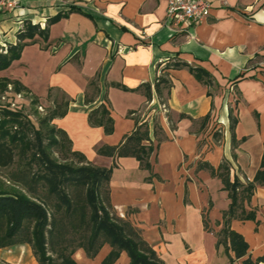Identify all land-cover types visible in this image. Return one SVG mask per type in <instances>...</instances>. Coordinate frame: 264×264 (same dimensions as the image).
Returning a JSON list of instances; mask_svg holds the SVG:
<instances>
[{
  "label": "crops",
  "instance_id": "1",
  "mask_svg": "<svg viewBox=\"0 0 264 264\" xmlns=\"http://www.w3.org/2000/svg\"><path fill=\"white\" fill-rule=\"evenodd\" d=\"M211 2L210 15L187 29L169 23L168 0H18L16 8L0 10V47L16 43L27 20L45 27L48 19L68 13L50 26L48 40L36 36L20 59L0 71V79L18 80L29 92H17L13 84L4 92L11 86V92L32 94L50 109L65 95L68 112L53 123L67 132L73 150L93 164L117 162L110 181L112 205L166 264H244L245 258L217 247L231 200L222 179L199 165L218 168L227 161L231 177L246 183L264 156V0ZM36 55L49 59L50 67ZM176 60L204 68L212 84L188 66L163 70ZM47 69L50 81L40 92L32 71ZM164 74L170 88L163 89L161 98L155 86ZM87 94L94 100L86 102ZM101 104L114 119L112 134L89 123L90 111ZM230 110L238 118L236 146ZM141 121L149 122L154 142L156 124L165 136L150 157L156 175L151 180L135 157L99 153L102 146L121 144ZM216 126L222 132L218 142L213 140ZM245 207L256 211V220L233 219L231 227L244 235L256 260L264 257V185H257ZM111 249L105 244L95 258L79 249L74 258L80 264H103ZM0 261L39 264L29 244L0 248ZM129 263L123 251L114 264Z\"/></svg>",
  "mask_w": 264,
  "mask_h": 264
},
{
  "label": "trees",
  "instance_id": "2",
  "mask_svg": "<svg viewBox=\"0 0 264 264\" xmlns=\"http://www.w3.org/2000/svg\"><path fill=\"white\" fill-rule=\"evenodd\" d=\"M66 16L68 13L57 14L48 19L45 27L25 21L17 33V42L0 47V71L20 59L24 48L36 36L48 40L50 26ZM186 66L200 80L212 84L208 71L186 62L176 60L163 70L167 72L168 68ZM0 82L3 91L8 84H13L15 91L29 92L18 80L3 78ZM144 87L146 96L151 99V85L146 83ZM155 87L162 98L163 89L170 88L165 74L158 76ZM64 96L37 122L10 104L0 105V167H10L16 162L21 167L9 175V180L17 187L0 189V248L29 244L39 264H80L74 258L77 250L83 249L87 257L95 258L102 247L109 244L112 249L103 264H114L123 251L130 257L129 264H166L142 232L114 210L110 181L117 162L114 161L111 167L93 164L84 153L73 150L67 132L53 123L55 118L68 112L69 101ZM93 98L87 94L86 102ZM32 102L36 106L39 100L33 96ZM88 119L92 126H103L106 134L113 133L114 119L105 104L91 110ZM208 119L209 115L202 122ZM230 120L236 146L238 118L233 115V110H230ZM161 129L156 124L154 142L150 137L149 122L141 121L121 144L102 146L99 153L114 158L135 157L142 168L150 171L148 180H151L156 175L152 173L150 157L165 139ZM214 137L219 135L215 133ZM199 168L217 174L231 200L228 210L223 213L224 227L217 233V247L224 245L237 259L245 258L244 264H259L264 257L252 259L249 243L243 234L232 229L231 222L237 218L256 220V211L247 210L245 201L251 200L257 185H264V156L254 179L246 183L237 176L231 177V166L227 161L218 168L202 162ZM203 221L205 229L210 231L207 213L203 214Z\"/></svg>",
  "mask_w": 264,
  "mask_h": 264
},
{
  "label": "rangeland",
  "instance_id": "3",
  "mask_svg": "<svg viewBox=\"0 0 264 264\" xmlns=\"http://www.w3.org/2000/svg\"><path fill=\"white\" fill-rule=\"evenodd\" d=\"M39 58H40V62L42 64L48 65V67H50L51 61L49 59H47L43 55L42 56L41 55L37 56V60H39ZM259 59H261V58H257V60H259ZM32 77H33L34 81L37 82L38 90L40 92H42V90L45 88V86L50 81V71H49V69H47L45 71L43 70L42 73H38L36 70H33L32 71ZM3 94L6 95V99L5 100L2 98ZM32 97H33L32 94H23L22 93V97L16 98L14 92H10V90L8 91V93L4 92L2 90L1 82H0V105L9 104L12 101H16L15 102L16 106H17L16 109H19V110L23 111L25 114L30 115L31 118L35 122H37L40 116L45 115L49 111L50 107L49 106H44L40 102L36 106H34L33 102H32ZM215 129H216L215 133H217L219 135V137H217V138L214 137L215 139L213 138V140L218 142V141H220L222 139V132H220V128H218L217 126L215 127ZM59 156H60L61 159H63L62 155H59ZM74 160L76 161L77 159H74ZM18 164L19 163L16 162L13 166H10V167H0V189L17 187L16 184H14L13 182H11L9 180V175L13 171H18L19 169H21V167ZM114 210L116 211L115 208H114ZM26 250L24 248V250H23L24 253H26ZM0 264H9V263H3L2 261H0Z\"/></svg>",
  "mask_w": 264,
  "mask_h": 264
},
{
  "label": "built area",
  "instance_id": "4",
  "mask_svg": "<svg viewBox=\"0 0 264 264\" xmlns=\"http://www.w3.org/2000/svg\"><path fill=\"white\" fill-rule=\"evenodd\" d=\"M18 6V0H0V10H12ZM211 0H168V21L170 24L181 29H187L193 24L205 20L211 13ZM12 91L11 86L9 87ZM8 93V92H7ZM16 98L22 97V93H15ZM6 99V95L2 97ZM16 101L10 106L17 108Z\"/></svg>",
  "mask_w": 264,
  "mask_h": 264
}]
</instances>
